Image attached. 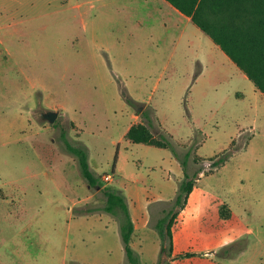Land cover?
I'll use <instances>...</instances> for the list:
<instances>
[{
	"label": "rangeland",
	"instance_id": "1",
	"mask_svg": "<svg viewBox=\"0 0 264 264\" xmlns=\"http://www.w3.org/2000/svg\"><path fill=\"white\" fill-rule=\"evenodd\" d=\"M124 93L180 153L198 141L202 161L193 151L188 171H202L162 259L264 264V95L164 0H0V264H129L103 190L82 177L63 131L103 186L126 195L131 245L157 264L151 224L183 170L168 147L126 138L143 118Z\"/></svg>",
	"mask_w": 264,
	"mask_h": 264
},
{
	"label": "trees",
	"instance_id": "2",
	"mask_svg": "<svg viewBox=\"0 0 264 264\" xmlns=\"http://www.w3.org/2000/svg\"><path fill=\"white\" fill-rule=\"evenodd\" d=\"M190 20L203 32L210 36L212 41L243 71L254 86L264 95V0H166ZM125 101L132 106L142 107L138 113L142 120L132 124L125 136L131 142L147 143L159 147H168L173 156L179 161L183 178L177 185L175 195L168 207H162L159 215L151 224L160 240L157 264H169V259H162V255L172 256L174 248V225L179 212L184 209L189 194L192 192L196 180L202 171L198 166L192 173L188 171L190 156L196 148L195 140L188 145L183 153L171 138L157 127L144 103L135 101L129 94L124 93ZM200 132V131H199ZM62 138L66 149L76 159L82 177L91 186L102 188L105 195L104 211L113 215L118 223L119 234L123 245L126 261L129 264H144L139 252L131 245L135 225L131 215L126 195L119 189L103 186L100 175L91 167L88 153L82 144L70 142L65 132ZM235 151L230 145L220 155L213 158L211 165L217 167L226 162ZM192 160L198 164L202 161L194 151ZM116 154L112 170L115 168ZM163 200H151L152 208ZM150 222V219H148Z\"/></svg>",
	"mask_w": 264,
	"mask_h": 264
},
{
	"label": "water",
	"instance_id": "3",
	"mask_svg": "<svg viewBox=\"0 0 264 264\" xmlns=\"http://www.w3.org/2000/svg\"><path fill=\"white\" fill-rule=\"evenodd\" d=\"M57 114H58L57 110L47 109V110L42 111L40 113V116H41L42 119H46L49 122H54Z\"/></svg>",
	"mask_w": 264,
	"mask_h": 264
},
{
	"label": "crops",
	"instance_id": "4",
	"mask_svg": "<svg viewBox=\"0 0 264 264\" xmlns=\"http://www.w3.org/2000/svg\"><path fill=\"white\" fill-rule=\"evenodd\" d=\"M164 2H166V3H168L169 5H170V7H172V8H174V10H177L174 6H172L169 2H167L166 0H164ZM177 11H179V10H177ZM180 12V11H179ZM188 17V16H187ZM189 18V17H188ZM218 46V45H217ZM219 47V46H218ZM193 191V190H192ZM165 200L164 198H159V197H156V198H154V199H149V201H151V200ZM129 207H130V205H129ZM130 211H131V208H130ZM132 214V213H131ZM133 214H134V211H133ZM233 216V215H232ZM132 218H133V215H132ZM133 221H134V218H133ZM134 225H135V223H134ZM134 231H135V229H134ZM134 234V233H133ZM132 237H133V235H132ZM132 240V239H131Z\"/></svg>",
	"mask_w": 264,
	"mask_h": 264
}]
</instances>
